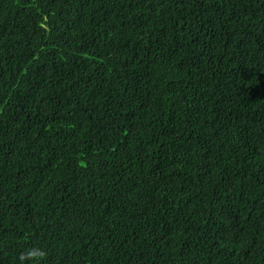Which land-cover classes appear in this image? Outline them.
Returning <instances> with one entry per match:
<instances>
[{"label": "trees", "instance_id": "obj_1", "mask_svg": "<svg viewBox=\"0 0 264 264\" xmlns=\"http://www.w3.org/2000/svg\"><path fill=\"white\" fill-rule=\"evenodd\" d=\"M37 247L264 264V0H0V264Z\"/></svg>", "mask_w": 264, "mask_h": 264}, {"label": "clouds", "instance_id": "obj_2", "mask_svg": "<svg viewBox=\"0 0 264 264\" xmlns=\"http://www.w3.org/2000/svg\"><path fill=\"white\" fill-rule=\"evenodd\" d=\"M46 258V252L41 248H32L21 256V264L25 261L31 260L34 264H42L43 260Z\"/></svg>", "mask_w": 264, "mask_h": 264}]
</instances>
